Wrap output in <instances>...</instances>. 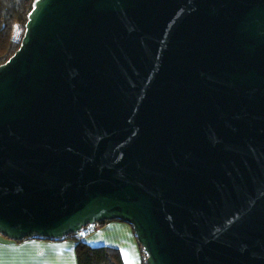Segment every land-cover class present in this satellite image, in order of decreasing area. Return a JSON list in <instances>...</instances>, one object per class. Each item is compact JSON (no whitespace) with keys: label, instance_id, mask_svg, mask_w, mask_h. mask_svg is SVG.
I'll list each match as a JSON object with an SVG mask.
<instances>
[{"label":"water","instance_id":"water-1","mask_svg":"<svg viewBox=\"0 0 264 264\" xmlns=\"http://www.w3.org/2000/svg\"><path fill=\"white\" fill-rule=\"evenodd\" d=\"M110 220L146 264H264V0H34L0 64V234Z\"/></svg>","mask_w":264,"mask_h":264},{"label":"crops","instance_id":"crops-1","mask_svg":"<svg viewBox=\"0 0 264 264\" xmlns=\"http://www.w3.org/2000/svg\"><path fill=\"white\" fill-rule=\"evenodd\" d=\"M112 221H106L101 229L95 226L92 233L78 237L94 246L119 248L125 264H143L141 247L132 227L120 220ZM77 245V238L32 237L14 241L0 234V264H78Z\"/></svg>","mask_w":264,"mask_h":264},{"label":"trees","instance_id":"trees-1","mask_svg":"<svg viewBox=\"0 0 264 264\" xmlns=\"http://www.w3.org/2000/svg\"><path fill=\"white\" fill-rule=\"evenodd\" d=\"M33 2L34 0H0V64L6 62L20 47ZM67 238L78 239V236L70 235ZM140 249L143 256L142 247ZM76 255L78 264H125L119 248L94 246L83 240L77 245ZM142 258L143 264H146L144 257Z\"/></svg>","mask_w":264,"mask_h":264},{"label":"built area","instance_id":"built-area-1","mask_svg":"<svg viewBox=\"0 0 264 264\" xmlns=\"http://www.w3.org/2000/svg\"><path fill=\"white\" fill-rule=\"evenodd\" d=\"M95 226H96V225L88 226L87 228H85V229L80 233V236H81V237H84L85 235L90 234L93 230H95Z\"/></svg>","mask_w":264,"mask_h":264},{"label":"rangeland","instance_id":"rangeland-1","mask_svg":"<svg viewBox=\"0 0 264 264\" xmlns=\"http://www.w3.org/2000/svg\"><path fill=\"white\" fill-rule=\"evenodd\" d=\"M110 221H112V220H110ZM114 221H117V220H113L112 222H114ZM112 222H110V223H112ZM104 224H105V223H103V224L98 223L96 229H101V227H102ZM96 229H95V230H96ZM93 231H94V230H93ZM93 231H92V232H93ZM92 232H91V233H92ZM79 241H80V237H78V243H79ZM108 246H110V245H108ZM142 257H144V260H145V255H144V254H143ZM145 263H146V261H145Z\"/></svg>","mask_w":264,"mask_h":264}]
</instances>
